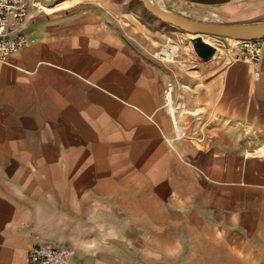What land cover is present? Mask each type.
<instances>
[{"label":"crops","instance_id":"obj_1","mask_svg":"<svg viewBox=\"0 0 264 264\" xmlns=\"http://www.w3.org/2000/svg\"><path fill=\"white\" fill-rule=\"evenodd\" d=\"M160 4L264 22V0ZM164 23L139 0H30L0 63V264L45 243L72 264H264V52L171 63Z\"/></svg>","mask_w":264,"mask_h":264},{"label":"built area","instance_id":"obj_2","mask_svg":"<svg viewBox=\"0 0 264 264\" xmlns=\"http://www.w3.org/2000/svg\"><path fill=\"white\" fill-rule=\"evenodd\" d=\"M30 11V0H0V63H8L11 56L25 49L29 38L25 25ZM249 60L258 61L263 56L264 39L241 41ZM260 75V72H257ZM166 105L169 112L176 116L181 106L176 103L174 85L166 90ZM74 250L67 246L45 243L32 247L28 252L31 264H72Z\"/></svg>","mask_w":264,"mask_h":264},{"label":"water","instance_id":"obj_3","mask_svg":"<svg viewBox=\"0 0 264 264\" xmlns=\"http://www.w3.org/2000/svg\"><path fill=\"white\" fill-rule=\"evenodd\" d=\"M139 1L162 21L195 35L193 38L195 50L204 59H210L218 52V48L205 39L206 35L236 38L240 41L264 39V22L224 24L199 21L184 14L171 11L156 0Z\"/></svg>","mask_w":264,"mask_h":264},{"label":"rangeland","instance_id":"obj_4","mask_svg":"<svg viewBox=\"0 0 264 264\" xmlns=\"http://www.w3.org/2000/svg\"><path fill=\"white\" fill-rule=\"evenodd\" d=\"M156 1L161 2V0H156ZM185 13L186 14L184 15L190 18L197 17L200 19V21L218 23V17H215L213 15V13L215 12H212V11L198 10L197 8L191 7ZM164 24L165 26L168 27V29L174 30L176 34L175 40H172V41L170 40V44H168V47H167V49L169 48V55H171L168 61H170L171 63L172 62L175 63V62H178L179 60H182L183 58L181 57L182 56L181 54L183 53L184 50L186 51L192 50L193 52H195V56L201 61L218 60V56L220 57L222 54H224L227 48L241 47L244 51L243 44L239 39L209 35L208 39L218 48V52L212 58L204 59L195 50L194 43H193V38L195 37V35H193L192 33H188L170 23H164ZM176 45H179V50L177 51L175 50ZM242 57L248 58V55L245 53V51L242 54V56L241 54H239L238 56V58H242Z\"/></svg>","mask_w":264,"mask_h":264},{"label":"bare ground","instance_id":"obj_5","mask_svg":"<svg viewBox=\"0 0 264 264\" xmlns=\"http://www.w3.org/2000/svg\"><path fill=\"white\" fill-rule=\"evenodd\" d=\"M213 15H214L215 17L218 16L217 13H213ZM208 36H209V35H206V36H205V39H206L207 41L211 42V41L208 39ZM211 43H212V42H211ZM175 50H176V51L179 50V45H176V46H175Z\"/></svg>","mask_w":264,"mask_h":264}]
</instances>
